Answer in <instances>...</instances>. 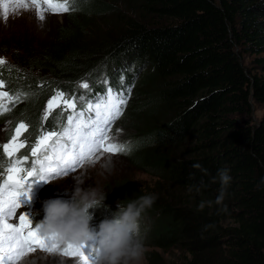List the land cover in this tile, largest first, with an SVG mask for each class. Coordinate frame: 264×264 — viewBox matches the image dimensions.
<instances>
[{
    "label": "trees",
    "instance_id": "trees-1",
    "mask_svg": "<svg viewBox=\"0 0 264 264\" xmlns=\"http://www.w3.org/2000/svg\"><path fill=\"white\" fill-rule=\"evenodd\" d=\"M125 4L75 0L76 10L63 15V42L37 48L26 66H0L11 92L27 94L16 119L27 120L34 135L49 89L86 81L102 92L114 75L138 116L127 114L139 134L129 141L132 165L180 191L157 196L142 215L146 264H264V110L257 119L252 110V103L264 105V0ZM104 17L120 24L117 35L80 48L82 34ZM26 44H16L13 55L26 56ZM223 168L231 181L218 200ZM103 192L107 209H90L92 222L112 218L118 202L151 193L124 179ZM156 249L178 255L166 260Z\"/></svg>",
    "mask_w": 264,
    "mask_h": 264
},
{
    "label": "snow or ice",
    "instance_id": "snow-or-ice-1",
    "mask_svg": "<svg viewBox=\"0 0 264 264\" xmlns=\"http://www.w3.org/2000/svg\"><path fill=\"white\" fill-rule=\"evenodd\" d=\"M29 8L35 9L37 18L41 21L48 12L69 13L76 10L75 0H12L11 5L7 0H0V12L5 22L10 11L15 13L19 9ZM5 63L0 58V66ZM3 85L4 80L0 79V87ZM81 87L88 89L89 84L83 83ZM127 91L130 93L131 88ZM21 96L27 98L25 93L10 95L8 91H0V115L9 111L7 102H17ZM127 100L123 91L112 88H108L106 96H97L95 103L85 102L84 96L69 97L62 91H56L47 101L43 118L48 119L55 109H60L61 115L72 111L67 114V124L60 131H42L38 135L30 147L31 157L34 159L29 167L22 166L29 161L28 155H24L22 159H13L25 148L22 136L29 128L27 123L20 121L15 126L14 134L0 145L3 153L9 157L7 175L0 182V264H18L22 258L38 249L48 254L74 258L77 264H95L96 247L92 248L90 254H86L83 251L84 245H57L54 238H49L41 231L39 224L33 225L26 213L18 214V222L12 221V217L17 215V209L21 207L18 197L21 194L29 195L33 183L67 176L85 162L94 163L105 153H131L133 146L130 143L113 142L114 138L109 135L111 124L122 115V108ZM78 101L86 103L85 110L76 111Z\"/></svg>",
    "mask_w": 264,
    "mask_h": 264
},
{
    "label": "rangeland",
    "instance_id": "rangeland-1",
    "mask_svg": "<svg viewBox=\"0 0 264 264\" xmlns=\"http://www.w3.org/2000/svg\"><path fill=\"white\" fill-rule=\"evenodd\" d=\"M7 2L9 3V5H11L12 0H7ZM115 4L118 5L119 8L121 7L120 10L130 8V4L127 3L129 5L128 8V5L125 4V0H115ZM111 20H113V18L104 17L102 20L99 19V21L94 22V25L88 27L87 32L82 34L81 39L84 38V40H80L82 41V43H79L81 45L80 48L86 49L87 47H89L88 43H90V41L101 42L104 38H109L110 36L115 37V35H117L116 33L120 30V24L115 25V23ZM67 23L70 24V22ZM63 24L64 19L62 14L55 15L53 13L48 12L45 14V19L41 21L37 18L36 11L33 8H29L27 10L19 9L15 13H12L10 11L6 22L2 18V12H0V58H3L6 63H10L13 61L16 64L18 63L17 65L26 66V62H32L29 60L33 59V57L38 56L36 53H34V51L39 50L37 48L42 47L44 45L49 46L50 44L52 47H55V44H52L51 42L56 41V39L57 41H59V39L63 37L60 28L61 25L63 26ZM60 41L63 42V39H60ZM24 42L28 43L26 44L28 46L26 47L28 54L24 56L22 54V51H20L18 56L13 55L14 53L11 50L15 48L16 44L23 45ZM3 44H7L6 50H8L9 57L8 54H3V49H5ZM77 48L79 47L77 46ZM59 54L60 52L57 53L56 56ZM251 61L252 56L245 54L244 62L249 68L252 69L253 67ZM99 70L103 72L102 67ZM138 71L139 69H136L135 72L138 74ZM0 79H3L2 76H0ZM12 87V84L4 83V85L0 87V91H8L10 95H15L18 92L11 93V90L13 89ZM102 88H112L113 90H116L114 75L111 74L109 80L103 82ZM55 92L56 91L53 90L50 91L49 94L52 96L55 94ZM64 93L66 94V96H68L67 92ZM47 101L43 103L42 107L44 108V110L46 108ZM8 103L9 102H7V104ZM79 106H82V104H80V102H77V107ZM20 109H22L21 105L15 106L14 108L10 106L9 111L5 112L3 115H0V145L6 143L10 136L14 134L15 126L20 121H24L29 125L27 120H22L19 118L16 119V113ZM44 110L42 109L41 111H38L40 116H43ZM59 110L60 109H55L48 117L50 131H58L56 129L57 125L54 123L55 120H59L58 123H62V121L64 120L63 115H57V111ZM252 110L255 118L257 119L262 114L264 110V105L252 103ZM127 114L135 117V119L138 118L136 114L132 115V113L130 112V106L127 103L124 114L121 115L119 119H117L115 125H111L109 128V135L114 138L113 142H119L122 139L125 140L128 138L131 139L139 135L136 132V121L135 124H133V121L127 116ZM57 117L59 118L57 119ZM138 128L140 130V127ZM30 131L31 127L29 125L28 130L22 136V139L25 140V147L27 139L26 133ZM36 138L37 136L35 135L34 142L32 144L35 143ZM20 152H18L17 154L20 155ZM25 152L31 153L30 148L26 149ZM0 153H3L2 147H0ZM3 155L5 157H8L4 153ZM3 155L0 156V159L4 158ZM105 161H109L111 164L110 172H104L101 168V164ZM8 166V164L0 163V174L3 172L6 173V169ZM81 175H83L86 179L83 187L96 186L99 187L102 191L111 189V185H113V183L124 179L130 180L132 183H135L140 186V188L144 191L151 192L156 196L164 197L168 196L171 193H180V191L176 188H170L169 186H165L162 183L157 184L158 179L152 173H149L145 170H140L136 166H133L129 154L125 155L105 153L100 159L96 160L94 163L85 162L75 172H71L67 176L55 178L58 179L59 183H50L42 180L38 181L36 195L32 198V203L29 204L27 209H29L33 213H40L39 208L43 205L44 200L49 198H69L71 195V190L74 188L75 185V177ZM83 249L86 254L91 253V247L84 246ZM146 250H150V248L144 247L143 256L139 261V264H146ZM156 253L162 255L163 258L166 260H174L176 255H178V252L175 250L161 251L159 249H156ZM18 264H77V262L74 258H65L58 254L54 255L45 253L43 251H36V254L34 256H26L25 258H22V260L19 261Z\"/></svg>",
    "mask_w": 264,
    "mask_h": 264
},
{
    "label": "clouds",
    "instance_id": "clouds-1",
    "mask_svg": "<svg viewBox=\"0 0 264 264\" xmlns=\"http://www.w3.org/2000/svg\"><path fill=\"white\" fill-rule=\"evenodd\" d=\"M193 166L201 167L199 164ZM101 168L104 172H110V162L105 161ZM217 176L222 186L219 200L223 189L230 183L231 176L227 168L219 169ZM85 180L83 175L75 177V185L69 198H49L43 201L44 216L38 222L41 231L49 238H54L57 245L63 246L70 244L79 247L87 241L96 240L95 264H139L145 241L140 221L158 197L147 193L126 204L118 202L112 218L101 220L97 228H93L91 222L94 213L89 210L101 207L107 209L104 205L106 193L96 186L83 187ZM48 182L59 183L58 179H50Z\"/></svg>",
    "mask_w": 264,
    "mask_h": 264
},
{
    "label": "bare ground",
    "instance_id": "bare-ground-1",
    "mask_svg": "<svg viewBox=\"0 0 264 264\" xmlns=\"http://www.w3.org/2000/svg\"><path fill=\"white\" fill-rule=\"evenodd\" d=\"M84 250V249H83ZM86 250V249H85ZM87 251V250H86ZM85 252V251H84Z\"/></svg>",
    "mask_w": 264,
    "mask_h": 264
}]
</instances>
